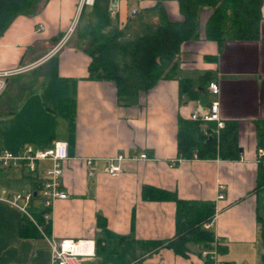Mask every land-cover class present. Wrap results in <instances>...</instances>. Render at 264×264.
<instances>
[{
	"label": "crops",
	"instance_id": "1",
	"mask_svg": "<svg viewBox=\"0 0 264 264\" xmlns=\"http://www.w3.org/2000/svg\"><path fill=\"white\" fill-rule=\"evenodd\" d=\"M211 12L201 11L200 36L182 44L172 75L132 95H120L113 80L91 77L92 58L75 38L81 18L73 27L78 0H46L39 12L14 18L0 36V70L19 69L9 79V84L12 79L17 84L14 96L6 90L0 97V154L67 141L70 158L63 163L60 181L68 197L53 202L50 231L32 220L39 233L31 236L21 234L23 211L0 200V264H52L42 231L51 238L90 242L83 246V251H94L86 264H207L204 243L188 241L183 251L169 245L177 239L178 199L215 206L212 226L203 229L219 238L224 264H264V186H258L257 134V124L264 121V0L263 32L256 41L221 45L207 39ZM112 17L126 32L123 42L163 17L183 19L179 0H122ZM130 60L118 56L124 75L134 74L123 67ZM208 76L219 81V97L209 93ZM183 79L197 91L195 98L182 90ZM216 98L224 121L237 124L240 157L181 156V122L191 120L196 106L204 109ZM120 154H147V159L120 162L115 159ZM112 163L121 165L119 174L108 172ZM51 165L41 162V179ZM220 183L226 187L225 198L217 200ZM37 187L36 179L24 171L0 164V195L3 190L10 195ZM150 188L174 197L146 198L143 193ZM33 208L30 213L40 216L45 198Z\"/></svg>",
	"mask_w": 264,
	"mask_h": 264
},
{
	"label": "trees",
	"instance_id": "2",
	"mask_svg": "<svg viewBox=\"0 0 264 264\" xmlns=\"http://www.w3.org/2000/svg\"><path fill=\"white\" fill-rule=\"evenodd\" d=\"M46 0H0V36L10 26L19 14L32 15L41 10ZM182 20L172 21L165 17L159 23L150 22L131 41L123 42L126 37L124 29L113 22L109 10V0H97L92 7L94 20L83 24L86 10L82 13L78 24L77 46L87 52L92 60L89 65L91 77L113 80L120 95H132L139 91H148L162 78L172 75L177 65V55L184 42L196 39L199 33V17L202 10H212L205 24V36L223 45L231 41H256L263 32L262 5L263 0H179ZM119 54L130 57L123 67L132 69L133 75H124L118 61ZM212 76L207 77V83ZM182 90L192 98L196 90L189 79L181 80ZM214 123L208 124L212 135H207L202 129L201 121L184 120L181 122L178 135V151L185 158H223L237 159L240 157L237 124L226 123L219 133L213 132ZM258 140L264 147V121L257 124ZM258 186H264V157L260 160ZM143 195L146 198H171V192H161L147 189ZM176 240L169 245L176 250H185V243L198 241L204 243L205 250L210 248L215 235L203 229L215 212L211 203L195 200H177ZM42 210L37 221L44 225L46 232L50 224L44 220ZM34 222L25 215L21 226L23 236L38 234ZM207 264H212L206 257Z\"/></svg>",
	"mask_w": 264,
	"mask_h": 264
},
{
	"label": "built area",
	"instance_id": "3",
	"mask_svg": "<svg viewBox=\"0 0 264 264\" xmlns=\"http://www.w3.org/2000/svg\"><path fill=\"white\" fill-rule=\"evenodd\" d=\"M97 0H78V13L75 19L73 27L78 23L82 13L87 8H92ZM122 0H109V10L111 16H115L120 10V3ZM131 2L140 3L143 0H129ZM133 12L136 10L133 7ZM71 28L65 40H68L70 35L73 33L74 28ZM44 25L40 24L39 30H43ZM19 72V69H5L0 70V97L4 95L8 88L9 79L11 76ZM208 91L210 94L219 97L221 92L220 83L217 80H211L208 84ZM190 119L194 121L202 122V129L205 134L212 135L208 129L209 123H214L216 126L212 130L217 134L225 127L226 122L224 121L221 114V106L218 98L213 99L208 107L201 109L196 106L190 115ZM259 161L264 157V147L258 149ZM70 158L69 156V144L67 141H57L51 147L39 148L33 145H28L22 152L14 153L10 150H5L0 154V164L5 168L18 169L24 171L27 175L36 179L37 187L36 190H32L24 193L8 194L6 190H3V194L0 195L1 201H7L8 203L16 206L23 211L31 220L35 223L36 218L30 213L29 207L31 202L36 196H42L45 198V207L47 211L43 213L44 220L46 223L51 222V208L53 202L58 198H67V192L61 189V177L64 173L63 163ZM117 161L122 162L126 159H147V154H141L140 156H126L118 155L115 157ZM50 161L52 165L44 169L45 177L43 179L39 176V169L41 162ZM92 159L87 160L88 164L92 163ZM122 171L120 164L112 163L108 172L112 175H117ZM225 185L220 183L218 185L217 200L225 198ZM215 215L208 221L204 222V228L209 229L212 226ZM38 224V223H37ZM43 235L48 239L50 250H51V262L52 264H86L87 256L90 253H94L93 250L90 252L83 251V246L91 244L88 241H78L70 238H51L42 231ZM91 248V246H90ZM219 238L215 236L214 240L210 244V248L205 250V256L209 257L212 264H224L219 258ZM131 264H141L139 260H135ZM143 264V263H142Z\"/></svg>",
	"mask_w": 264,
	"mask_h": 264
},
{
	"label": "rangeland",
	"instance_id": "4",
	"mask_svg": "<svg viewBox=\"0 0 264 264\" xmlns=\"http://www.w3.org/2000/svg\"><path fill=\"white\" fill-rule=\"evenodd\" d=\"M86 14H85V17H84V19H83V24H85V22H88L89 20H94L93 19V16H92V8H87L86 9ZM78 29L76 30V32H75V38H78ZM16 86H17V84H16V81L14 80V79H12V81L10 82V84L8 85V89H7V91H9V96L11 95H13L14 96V93H15V89H16ZM41 198V196H36V197H34V199H33V201H32V203H33V207L34 206H36V204L38 203V200ZM32 207V205L29 207V210H31V211H34V208Z\"/></svg>",
	"mask_w": 264,
	"mask_h": 264
},
{
	"label": "water",
	"instance_id": "5",
	"mask_svg": "<svg viewBox=\"0 0 264 264\" xmlns=\"http://www.w3.org/2000/svg\"><path fill=\"white\" fill-rule=\"evenodd\" d=\"M242 151V150H241Z\"/></svg>",
	"mask_w": 264,
	"mask_h": 264
}]
</instances>
